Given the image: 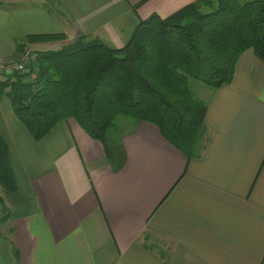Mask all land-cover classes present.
<instances>
[{
	"label": "crops",
	"instance_id": "0c3cea01",
	"mask_svg": "<svg viewBox=\"0 0 264 264\" xmlns=\"http://www.w3.org/2000/svg\"><path fill=\"white\" fill-rule=\"evenodd\" d=\"M195 1L0 0V61H22L18 43L35 34L66 35L28 43L40 49L80 37L121 48L142 19ZM194 88L208 110L191 159L126 119L110 152L74 119L36 141L0 98L17 185L0 186V264H264V61L250 48L231 83Z\"/></svg>",
	"mask_w": 264,
	"mask_h": 264
},
{
	"label": "trees",
	"instance_id": "16d2710c",
	"mask_svg": "<svg viewBox=\"0 0 264 264\" xmlns=\"http://www.w3.org/2000/svg\"><path fill=\"white\" fill-rule=\"evenodd\" d=\"M65 37L45 33L25 41ZM250 48L264 61V0H196L166 17L153 13L142 19L121 48L80 37L57 49H42L30 71L0 81V98L9 97L36 141L59 122L74 119L110 152L113 128L126 119L156 125L191 159L200 154L208 110L194 85L217 89L231 83ZM0 185L10 193L17 189L1 135Z\"/></svg>",
	"mask_w": 264,
	"mask_h": 264
},
{
	"label": "rangeland",
	"instance_id": "374dc122",
	"mask_svg": "<svg viewBox=\"0 0 264 264\" xmlns=\"http://www.w3.org/2000/svg\"><path fill=\"white\" fill-rule=\"evenodd\" d=\"M243 2L245 1H249V0H241ZM21 44V50L19 51L20 53L23 54V58L21 59L23 61V63L26 65L25 69L27 71H30L31 68H33V64L36 61V57L37 54L44 48H38L34 47V46H28L27 41H23L20 43ZM29 47V48H28ZM17 61L20 62V59H9L4 61V66H0V81H7V79H9L10 77H13L12 75H14L16 72H18V70H8L6 68L9 67V64H14ZM1 64V63H0ZM31 79V78H29ZM8 89V87H7ZM196 95L201 97V98H205V95H203L204 93H199V91H195ZM1 186V185H0ZM1 191V189H0ZM4 200L2 198V194H0V220L5 217L6 215V205L4 204Z\"/></svg>",
	"mask_w": 264,
	"mask_h": 264
},
{
	"label": "built area",
	"instance_id": "2783aa9c",
	"mask_svg": "<svg viewBox=\"0 0 264 264\" xmlns=\"http://www.w3.org/2000/svg\"><path fill=\"white\" fill-rule=\"evenodd\" d=\"M0 66H4V61H0ZM25 64L23 63V61H20L18 63H14V64H9V67L6 68L8 70H20V71H25Z\"/></svg>",
	"mask_w": 264,
	"mask_h": 264
}]
</instances>
